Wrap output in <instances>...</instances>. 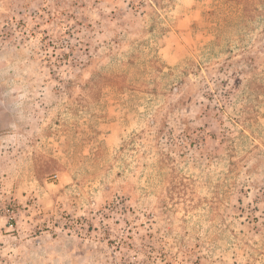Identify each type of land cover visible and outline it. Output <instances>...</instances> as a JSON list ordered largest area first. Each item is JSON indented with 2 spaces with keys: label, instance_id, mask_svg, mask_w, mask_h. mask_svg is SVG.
<instances>
[{
  "label": "rangeland",
  "instance_id": "374dc122",
  "mask_svg": "<svg viewBox=\"0 0 264 264\" xmlns=\"http://www.w3.org/2000/svg\"><path fill=\"white\" fill-rule=\"evenodd\" d=\"M0 264H264V0H0Z\"/></svg>",
  "mask_w": 264,
  "mask_h": 264
}]
</instances>
